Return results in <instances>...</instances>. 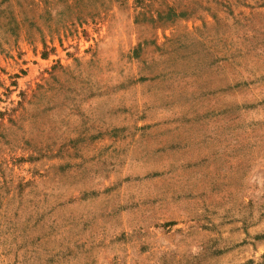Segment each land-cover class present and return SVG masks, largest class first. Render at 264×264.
<instances>
[{"label":"rangeland","instance_id":"1","mask_svg":"<svg viewBox=\"0 0 264 264\" xmlns=\"http://www.w3.org/2000/svg\"><path fill=\"white\" fill-rule=\"evenodd\" d=\"M0 264H264V0H0Z\"/></svg>","mask_w":264,"mask_h":264}]
</instances>
